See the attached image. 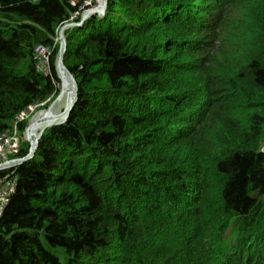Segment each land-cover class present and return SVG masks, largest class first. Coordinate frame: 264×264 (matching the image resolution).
<instances>
[{
	"label": "trees",
	"instance_id": "trees-1",
	"mask_svg": "<svg viewBox=\"0 0 264 264\" xmlns=\"http://www.w3.org/2000/svg\"><path fill=\"white\" fill-rule=\"evenodd\" d=\"M87 1L0 0V139L61 101ZM107 1L65 33L67 121L0 172V264H264V0Z\"/></svg>",
	"mask_w": 264,
	"mask_h": 264
},
{
	"label": "rangeland",
	"instance_id": "rangeland-1",
	"mask_svg": "<svg viewBox=\"0 0 264 264\" xmlns=\"http://www.w3.org/2000/svg\"><path fill=\"white\" fill-rule=\"evenodd\" d=\"M104 7V14L101 15V17H98V15H94L91 18H89L87 21L91 20L93 17H97L99 19H106L107 18V13L109 11L108 8V1L107 0H88L84 6L83 12L81 13V17L80 19L76 22V19L78 16H72L71 20L66 24V25H78L77 27H82V28H87V26H84L85 24L81 23V18L82 16L88 12V11H93L97 8L96 11H98L99 13H102ZM102 9V10H101ZM124 12V11H123ZM123 12H120L121 14H123ZM89 14V13H87ZM135 24H137L135 22ZM65 25V26H66ZM84 26V27H83ZM70 30V29H69ZM72 30V29H71ZM62 31V28L60 29L59 33H58V38H57V42L60 46V33ZM68 31V30H67ZM66 31V32H67ZM48 55L49 52L46 51H39L37 54V59L39 60L38 63V67L40 68V70L43 73H49V63H48ZM56 69L58 72V76L57 78L59 79L60 83H61V96L60 99L58 101H60L58 104H56L55 107L51 108L50 107L56 102L53 101L50 106L46 109V108H39L38 106H34L32 108H30L27 112H25L20 118L19 121H26V128L23 132H20L18 129H14L13 132H9L6 135L1 137L0 140V172H4L7 170H11L10 165L13 164L14 162H18V159L16 156L17 154H19V151H21L22 149H25V144H27L28 148H29V153L31 152V145L30 143L33 144V146L36 143V137H37V131L40 127L48 125V124H42L40 126L37 127V129L35 130V133L32 134L31 132V125L33 123V121L37 118H43L45 121L49 120V119H54L56 121L58 120H62L64 118V114L66 113V109L69 107V105L71 104V101L73 99L74 96V84L71 80H69L66 77V70L63 68V65L61 64V56L59 57L58 61L56 62ZM57 75V73H56ZM69 76V74H68ZM59 97V96H58ZM43 112V113H41ZM40 113V114H39ZM45 129V128H42ZM41 130V129H40ZM30 141V143L28 141ZM13 169V168H12ZM5 179V180H2ZM13 182L11 181V179L9 177H4L1 178L0 177V203L2 205L3 201L6 198L7 192L10 190L11 187H9V185H11ZM185 257V256H182Z\"/></svg>",
	"mask_w": 264,
	"mask_h": 264
},
{
	"label": "bare ground",
	"instance_id": "bare-ground-1",
	"mask_svg": "<svg viewBox=\"0 0 264 264\" xmlns=\"http://www.w3.org/2000/svg\"><path fill=\"white\" fill-rule=\"evenodd\" d=\"M97 10V8L95 9V10H93V11H88V12H86L85 14H84V17L85 18H87V19H89V18H91L92 16H94V14L95 15H103L104 14V7H103V10H102V13H99L98 11H96ZM87 13H89V14H87ZM66 27H67V25L66 26H64L63 28H62V31H61V33H60V46H61V48H60V51H59V54H58V56H57V60H56V62L58 61V59H59V57L61 56V64L63 65V68L66 70V77L69 79V80H71V78H72V81H73V84H74V88H75V90H76V87H75V83H74V80H73V77L70 75V73L67 71V69L65 68V66H64V35H65V30H66ZM57 65V64H56ZM55 65V69H56V66ZM56 73H57V76H58V72H57V70H56ZM68 74H69V76H68ZM58 78H59V76H58ZM60 85H61V83H60ZM61 87V86H60ZM75 90H74V96H73V99H72V101H71V104L69 105V107L66 109V113L64 114L65 116H64V118L62 119V120H58V121H56V120H54V119H49V120H47V121H45L43 118L41 119V118H37V119H35L34 121H33V123H32V125H31V132H32V134H34L35 133V130L37 129V127L38 126H40V125H42V124H48V125H45V126H42V127H40L39 129H38V131H37V137H36V143H35V145L33 146V144L32 143H30V141H28L29 143H30V145H31V150H33L35 147H36V145H37V143L39 142V140H40V138H41V135H42V133L45 131V130H47V129H49V128H52L53 126H55V125H57V124H60V123H63L64 124V122H65V120H66V114H67V112L69 111V109H70V107L72 106V103H73V101H74V97H75ZM60 91H61V89H60ZM60 95V94H59ZM58 98V97H57ZM41 113H43V112H41ZM40 114V113H39ZM42 128H45L41 133H40V135H39V137H38V133H39V131H40V129H42Z\"/></svg>",
	"mask_w": 264,
	"mask_h": 264
},
{
	"label": "water",
	"instance_id": "water-1",
	"mask_svg": "<svg viewBox=\"0 0 264 264\" xmlns=\"http://www.w3.org/2000/svg\"><path fill=\"white\" fill-rule=\"evenodd\" d=\"M94 15H95V14H94ZM96 16H97V15H96ZM98 17H101V16L98 15ZM87 20H88V19L85 18L84 15H83L82 18H81V23L84 24ZM77 26H78V25H76V24H74V25H67L65 32H66L67 30H69V29H74V28H76ZM66 51H67V48H66V40H65V35H64V56H65V54H66ZM70 75H71V74H70ZM73 80H74V78H73ZM74 83H75V80H74ZM75 87H76V83H75ZM76 102H77V87H76V90H75V97H74V101H73V103H72V106L70 107L69 111H68L67 114H66V120L68 119L70 113L72 112L73 107H74V105L76 104ZM66 120H65V122H66ZM65 122H64V123H65ZM62 124H63V123H60V124H57V125H55V126H53V127L60 126V125H62ZM38 144H39V143H37L36 147H35L33 150H31V156H34V155H35V153H36V151H37V149H38ZM13 165H14V164H13Z\"/></svg>",
	"mask_w": 264,
	"mask_h": 264
},
{
	"label": "built area",
	"instance_id": "built-area-1",
	"mask_svg": "<svg viewBox=\"0 0 264 264\" xmlns=\"http://www.w3.org/2000/svg\"><path fill=\"white\" fill-rule=\"evenodd\" d=\"M46 51L45 49H43V48H38L37 49V54H38V52L39 51ZM1 140V139H0ZM20 161V160H19ZM17 162H14L13 164L15 165ZM13 164H11L10 165V169H12V167L14 166ZM8 171V170H7ZM3 172V171H2ZM2 180H5V179H2ZM13 183L11 184V185H9V187H11L10 188V190L7 192V195H6V198H5V200L3 201V203H2V205H1V203H0V215L1 214H3L4 212H5V210L7 209V206H8V203H9V197H10V195H12L13 194V192L15 191V182L13 181V180H11Z\"/></svg>",
	"mask_w": 264,
	"mask_h": 264
},
{
	"label": "clouds",
	"instance_id": "clouds-1",
	"mask_svg": "<svg viewBox=\"0 0 264 264\" xmlns=\"http://www.w3.org/2000/svg\"><path fill=\"white\" fill-rule=\"evenodd\" d=\"M67 121V120H66ZM63 125V124H62ZM39 143V142H38ZM38 147H39V144H38ZM38 150V149H37ZM37 152V151H36ZM36 154V153H35ZM35 157V155L34 156H31V152L30 153H28V155L25 157V158H19L18 159V162L12 167V168H14V167H16V166H19V165H22V164H25V163H27V162H29V161H31V160H33V158ZM20 160V161H19Z\"/></svg>",
	"mask_w": 264,
	"mask_h": 264
}]
</instances>
